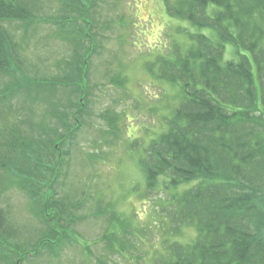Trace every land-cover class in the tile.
<instances>
[{
    "label": "rangeland",
    "instance_id": "374dc122",
    "mask_svg": "<svg viewBox=\"0 0 264 264\" xmlns=\"http://www.w3.org/2000/svg\"><path fill=\"white\" fill-rule=\"evenodd\" d=\"M90 2L71 0L76 10ZM63 5L32 0L26 20L5 21L16 60L0 72V132L23 116L22 129H36L28 152L39 161L33 167L51 174L46 192L38 174L15 182L12 173L3 188L9 245L23 255L16 262L17 254L0 244V264H149L165 238L185 241L195 232L193 225L168 231L163 210L172 189L160 186L161 177L146 194L140 165L180 97L177 84L156 76L154 58L186 47V29L193 28L168 16L162 0H96L80 18ZM225 51L234 56L232 45ZM43 149L55 162L44 164ZM45 196L55 222L40 219ZM111 213L130 224V234L111 223Z\"/></svg>",
    "mask_w": 264,
    "mask_h": 264
},
{
    "label": "trees",
    "instance_id": "16d2710c",
    "mask_svg": "<svg viewBox=\"0 0 264 264\" xmlns=\"http://www.w3.org/2000/svg\"><path fill=\"white\" fill-rule=\"evenodd\" d=\"M89 1L90 7L76 10L71 0H60L63 10L77 11L79 18L87 16L96 0ZM31 2L0 0V72L15 59L5 21L26 20ZM162 2L168 16L187 20L193 30L186 29V47L173 46L169 54L154 58L156 76L177 84L180 97L165 129L143 149L140 165L146 194L159 188L161 177L160 186L172 189L163 210L168 231L175 235L193 225L195 232L185 241L165 238L149 264H264V0ZM228 44L234 56L225 57ZM13 110L17 115L19 109ZM16 119L25 121L21 115ZM20 122L13 121L8 133L0 132V198L12 173L15 182L38 174L43 183L39 190H50L45 180L50 171L34 169L39 161L28 153L36 129L27 133ZM43 151L44 164L55 162L53 154ZM182 183L190 185L180 189ZM46 200L40 219L55 222L44 208ZM109 216L114 226L131 233L127 221ZM11 229L9 209L0 202V244L5 248L0 247L15 252L17 262L23 254L9 245Z\"/></svg>",
    "mask_w": 264,
    "mask_h": 264
}]
</instances>
